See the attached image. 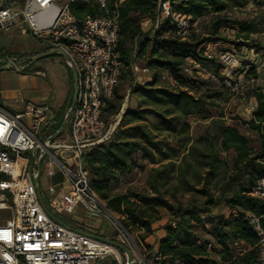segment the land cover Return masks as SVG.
Instances as JSON below:
<instances>
[{
  "label": "trees",
  "instance_id": "1",
  "mask_svg": "<svg viewBox=\"0 0 264 264\" xmlns=\"http://www.w3.org/2000/svg\"><path fill=\"white\" fill-rule=\"evenodd\" d=\"M250 3L264 6V0H170L171 16L159 19L157 28L147 33L140 23L144 19L156 21L158 0H124L116 9L117 51L125 68L105 111L118 114L123 99L118 88L130 82L133 62L145 61V66L156 73L145 88L136 90L147 107L127 109L112 137L85 153L83 167L91 188L106 207L124 216L121 224L127 231L134 226L149 235L152 225L160 220V210L167 212L169 222L157 247L163 257L160 264H171L175 259L181 264H257L258 238L250 218L264 214V203L251 197L250 191L264 175V91L256 86L250 89L255 106L251 117L241 120L257 137L258 148L253 149L237 128L225 125L222 114L209 115L207 107L214 105L211 101L227 100L224 91L208 90L209 94L200 96L199 82L184 76L183 71L186 60L193 59L200 68L209 69L225 91L230 89L220 74L222 65L207 59L206 47L225 42L219 31L232 28L235 40L226 42L236 51L245 47L264 52V46L251 40L257 25L264 24V17L239 20L225 16L226 10ZM70 12L77 21L103 14L96 5L81 1L73 2ZM206 16H211L207 37L191 33L190 39L181 40L175 35L172 18L190 17L193 30V24ZM244 66V79H256L254 64ZM159 72H166L175 84L164 86ZM188 116L210 121L195 140L186 135L189 127L184 120ZM63 118L59 115L51 121L52 134L59 130ZM229 151L234 156L227 168L222 166L220 155ZM140 161L152 166L148 171L150 192H114L113 185L122 177L142 168ZM189 171L196 183L187 180ZM172 179H178L189 195L185 203L173 204L164 195L162 189ZM222 205L229 210L227 216L221 211Z\"/></svg>",
  "mask_w": 264,
  "mask_h": 264
},
{
  "label": "built area",
  "instance_id": "2",
  "mask_svg": "<svg viewBox=\"0 0 264 264\" xmlns=\"http://www.w3.org/2000/svg\"><path fill=\"white\" fill-rule=\"evenodd\" d=\"M75 1L96 5L103 14L77 21L70 12ZM123 1L3 0L0 32L16 28L49 51L63 54L65 65L75 73L77 98L65 127L68 136L61 133L56 139L50 131L52 111L47 102L21 100L23 109L14 113L0 100V264H127L125 253L89 235L103 237L91 231L103 220L114 228L119 241L103 238L123 245L133 264L163 260L158 250L149 259L145 243L133 238L97 196L83 167L85 153L108 141L118 124L117 120L114 126L107 125L102 112L121 74L116 9ZM157 7L155 29L159 19L171 16L170 0H158ZM172 25L179 39L189 38L190 17L172 18ZM206 57L222 65L220 74L230 85L238 59L225 50L207 52ZM6 64L20 73L29 66L24 59L0 54V66ZM195 68L200 67L189 58L183 71L189 74ZM166 75L162 73V79ZM63 153L70 154L64 162L59 159ZM42 164L46 177L53 180L47 186L46 202L39 185ZM250 196L264 203V175ZM57 216H70L75 226ZM250 225L258 238L257 264H264V214L251 217ZM171 264L181 262L175 259Z\"/></svg>",
  "mask_w": 264,
  "mask_h": 264
},
{
  "label": "rangeland",
  "instance_id": "3",
  "mask_svg": "<svg viewBox=\"0 0 264 264\" xmlns=\"http://www.w3.org/2000/svg\"><path fill=\"white\" fill-rule=\"evenodd\" d=\"M225 16L231 19L247 20L252 18H263L264 17V6L255 5L253 3L248 4L244 8H231L226 10ZM211 16H206L205 18L196 21L193 24V30L191 33H194L197 37H207L209 35ZM150 27V24L148 25ZM148 30V27H147ZM15 39H10L8 37H3L0 34V46H3L8 50L10 54H25L30 53L31 51L42 47L43 45L29 36L21 35L19 30L16 29ZM236 31L232 28H222L219 31V37L225 39V42L220 41L216 44H208L207 52L212 54L217 53L218 51H228L231 52L239 61L238 68L233 72L232 81L230 85H226L229 90L221 86L219 79L213 77L209 69L195 68L192 69V72L189 74H184L187 78H191L199 82V87H201L197 92L200 96L205 97L204 94H209L211 91H221L225 93L227 97L226 101H211L214 102V105L208 106L207 110L209 115L217 117L220 114L224 116L223 122L225 125L232 126L238 129L241 135L245 136L250 143V146L253 149L258 148V140L254 133H252L248 127L241 123V120H248L251 117L252 109L248 100V92L250 91L249 85L244 79V72H241V69L244 68V64H254L257 71V78L255 79L252 85L260 87L264 91V52L255 50H248L247 48H242L240 51H236L233 46L226 41L235 40ZM6 36V35H4ZM190 39V37H189ZM252 44L259 43L264 46V24H259L256 27L255 33L251 36ZM19 59V58H18ZM21 59V58H20ZM60 55H52L47 59H42L38 61L42 68L45 69V77L36 78L32 77L31 88H28L26 91L23 89V83L18 74H15L11 71H1L0 72V88L4 91H13L20 90L24 98L28 100H36L41 97H48L52 104L57 103L62 96V84L68 77V72L65 69ZM240 68V69H239ZM28 69V68H27ZM239 69V70H238ZM163 85L167 88H171L173 80L167 74L163 79ZM130 82H127L121 85L118 88V94L123 97L121 110L124 106L127 105L128 99L127 94H130ZM211 90V91H208ZM72 98V97H71ZM130 101V100H129ZM133 104V103H132ZM106 117H109L106 115ZM110 126H114L117 120H106ZM184 122L188 125L189 131L187 136L195 140L198 136L204 134V131L209 124V120H202L197 116H188ZM68 129L65 128L62 132V137L66 138ZM172 139L171 137H169ZM181 139V137H180ZM60 141V139L58 140ZM174 146L175 142H171ZM68 153H63L59 159L63 162L69 156ZM234 154L232 151L228 153H221L220 158L222 159V166L230 168L232 165V158ZM178 164V161H176ZM139 165L142 166L141 169H136L130 174L125 175L121 180L113 185V191L116 193H127L130 191L137 192H146L149 193L150 189L148 187V171L152 168L146 162H139ZM186 175V178L189 182L196 183V179L193 178V175ZM175 174V173H174ZM175 178H177L174 175ZM52 178L46 177V169L44 165H41V177L39 180L40 191L43 195V200L46 202L47 199V186L52 183ZM166 198H168L173 204L179 202L185 203L189 198V195L184 192L183 185L179 182L178 179L167 180V185L162 189ZM221 211L227 216L229 210L226 206L222 205ZM81 212H77L80 215ZM113 213V212H112ZM114 216L121 222L124 219V216L118 213H113ZM59 220L65 223L68 226H75V224L70 220V216H57ZM160 220L155 222L152 226V233L149 235L145 234V231L134 226L128 228L129 233L135 239L145 243L147 250L150 251L149 259L152 257L153 253L157 251L158 244H156L158 235L157 231L164 229V226L169 222L167 212L165 210H160L159 212ZM93 233H97L103 237H106L111 240L119 241L117 233L114 228L105 220L98 228L91 230ZM240 247V246H239ZM239 247H237L239 249ZM237 249V250H238ZM240 250V249H239Z\"/></svg>",
  "mask_w": 264,
  "mask_h": 264
},
{
  "label": "crops",
  "instance_id": "4",
  "mask_svg": "<svg viewBox=\"0 0 264 264\" xmlns=\"http://www.w3.org/2000/svg\"><path fill=\"white\" fill-rule=\"evenodd\" d=\"M149 24H150V27L148 26ZM140 27H141V29H142V31L144 33H147L150 30H152V32H153L155 30V22L153 23V22H151L148 19H144L140 23ZM147 27H148V30H147ZM16 32H17L16 28H12V29H9L7 31L0 32V34H2L3 37H8L9 40L10 39L14 40L15 37H16L15 36ZM4 35H6V36H4ZM21 35H23V34H21ZM26 36H29V35H26ZM8 50L9 49H7V48H5L3 46H0V54L9 56L11 58H16V59L23 58L24 60H27V61H29L28 58H32V57L38 56V55H43V54L49 52V50L44 45L42 47L38 48V49H35V50L31 51L30 53H25V54H18V53L10 54L8 52ZM54 55H58V54H54ZM51 56L52 55H50L48 57H45V58H42V59H47V58H49ZM42 59H39V60L34 61V62L29 61L28 69L25 72H23V73H20V72H17V71H11V72L19 75V77H20V79H21V81L23 83V86H22L23 89L22 90L26 91L28 88H31V86H32L31 83H32V81H34V79L32 80V77H36V78L37 77L38 78L45 77V73H46L45 69L42 68V66L39 63H37L38 61H40ZM62 61H63V65H64L65 69L68 72V77L65 80V82L62 84V96H61L60 100L57 103L52 104L50 102L49 98L46 97V96L45 97H41V98L36 99V100H28V99H26V98H24L22 96L20 90L4 91V90H2L0 88V100H1V103L8 110H10V111H12L14 113H17V112H20L23 109V103L21 102V100H23L25 102H31V103H37V104L38 103L47 102L49 104L50 108H51V111H52L51 120H55L56 117L59 116V115H63L64 116L66 114L67 110L69 109L68 108L69 103L71 104V97H72V94H73V89H72L73 77H72L71 70L65 65L64 60H62ZM124 68H125V65L122 62L121 73L124 70ZM134 68L137 69L136 72L133 71ZM144 69L146 70L145 72L142 71ZM38 72L43 74V75H41V74L39 75ZM155 73H156V71L150 70V69H148L145 66V61L137 60V61L133 62L130 65V86L131 87H130V94H127V99H128L127 105L124 106L123 110H121V108H119L118 114H115V115L108 114L105 110L107 108V101L112 99V97H113V95H112L109 99L106 100L105 106L103 108V112H102L103 120L104 121H105V119L106 120H109V119L110 120H118V124H119L120 120L123 119L124 113H125V111L127 109L135 110L136 108H138L140 106L142 108L147 107L146 105L143 104V98L139 95V93L136 90L138 88H145V86H147V84L152 82ZM159 73L162 74V73H165V72H159ZM119 81H120V79H119ZM245 81L249 85V83H250L249 81L250 80L245 79ZM249 86H250V88H252L254 85L250 84ZM247 97H248V100H249V104L251 105V109L253 110V108L255 106V100H254L253 97H251L250 92H248V96ZM122 101H123V99H122ZM122 101H121L120 107L122 105ZM106 115H108L109 117H106ZM105 123L107 125H110L107 121H105ZM118 124H117V126H118ZM117 126H116V128H117ZM67 136H68V134H67ZM146 163H148V162H146ZM157 235L159 237L157 239L156 244H158V242L164 238L165 230L161 229V230L157 231Z\"/></svg>",
  "mask_w": 264,
  "mask_h": 264
},
{
  "label": "water",
  "instance_id": "5",
  "mask_svg": "<svg viewBox=\"0 0 264 264\" xmlns=\"http://www.w3.org/2000/svg\"><path fill=\"white\" fill-rule=\"evenodd\" d=\"M2 5H3V0H0V9H1ZM54 54H57V53L54 52V51H49L48 53H45L43 55L34 56V57L28 58V59H29V61L34 62V61H37L39 59H42V58H45V57H48V56L54 55ZM59 55L63 58L64 61L66 60V57L63 54H59ZM1 71H16V69H15V67L13 65L6 64V65H3V66H0V72ZM71 73H72V77H73V85H72L73 94H72V98H71V104H70V107L67 110V112H66V114H65V116L63 118L62 125L60 126L59 130L53 135V139H56L63 132V130L65 129V127L67 125V121H68V119H69V117H70V115H71V113H72V111L74 110V107H75L76 98H77V84H76V80H75L74 71L71 70ZM33 156H34V160H36L35 153H33ZM42 205H43V203H42ZM89 235L91 237L97 238V239H99L101 241H104L106 243H109L112 246H114L115 248H117L118 250H120L121 252L125 253L127 264H133L131 254L129 253V251L123 245H121L119 243H116L114 241L108 240L106 238L100 237V236H95V235H91V234H89Z\"/></svg>",
  "mask_w": 264,
  "mask_h": 264
}]
</instances>
